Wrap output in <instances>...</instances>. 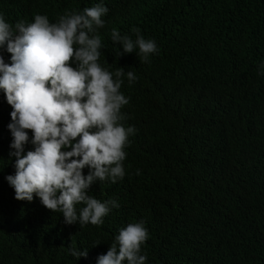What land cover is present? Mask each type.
I'll return each mask as SVG.
<instances>
[{"label":"trees","instance_id":"1","mask_svg":"<svg viewBox=\"0 0 264 264\" xmlns=\"http://www.w3.org/2000/svg\"><path fill=\"white\" fill-rule=\"evenodd\" d=\"M96 4L108 9L98 62L137 77H122L120 89L123 124L136 129L125 176L88 190L120 206L81 229L35 195L16 200L6 180L16 172L13 109L0 90V264H97L121 229L141 221L145 264H264V0H0V15L13 27L35 14L55 23ZM134 27L156 42L147 63L138 48L119 57L111 40L113 28L135 40ZM0 56L11 63L6 45ZM28 135L24 154L34 150ZM70 244L88 256H72Z\"/></svg>","mask_w":264,"mask_h":264},{"label":"clouds","instance_id":"2","mask_svg":"<svg viewBox=\"0 0 264 264\" xmlns=\"http://www.w3.org/2000/svg\"><path fill=\"white\" fill-rule=\"evenodd\" d=\"M107 12L96 4L82 12L66 10L55 23L35 14L33 22L21 20L14 27L0 15V48L6 45L11 55L10 64L0 56V90L13 109L8 128L10 156L16 158L15 175L6 180L16 200L32 202L35 195L46 209L62 213L66 225L78 223L81 229L102 225L111 209L119 208L115 199L101 202L88 190L97 181L114 184L124 178L125 148L136 132L123 124L127 116L121 109L129 99L120 92L122 77L131 85L135 73L123 68L112 73L98 62L103 47L98 29L105 27ZM131 32L135 40L111 31L112 42L123 50L119 57L138 48L141 62H149L158 51L156 42L146 40L139 28ZM29 132L34 150L24 154ZM77 205H83L79 214ZM148 239L143 221L130 223L97 264H145L141 249ZM69 248L78 259L88 256V250Z\"/></svg>","mask_w":264,"mask_h":264}]
</instances>
